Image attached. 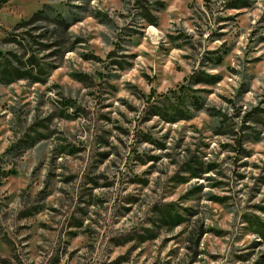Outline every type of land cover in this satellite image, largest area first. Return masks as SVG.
<instances>
[{
  "label": "rangeland",
  "instance_id": "obj_1",
  "mask_svg": "<svg viewBox=\"0 0 264 264\" xmlns=\"http://www.w3.org/2000/svg\"><path fill=\"white\" fill-rule=\"evenodd\" d=\"M2 59L0 264H264V0H0Z\"/></svg>",
  "mask_w": 264,
  "mask_h": 264
},
{
  "label": "trees",
  "instance_id": "obj_2",
  "mask_svg": "<svg viewBox=\"0 0 264 264\" xmlns=\"http://www.w3.org/2000/svg\"><path fill=\"white\" fill-rule=\"evenodd\" d=\"M41 13L42 12L37 13L36 15H34V17L40 16ZM2 61L3 62L0 63V83L7 84L22 79H35L33 78L31 72H25L19 67H13L14 62L6 59H2ZM29 65L34 67L37 64L36 62L29 61ZM184 82H188L189 85H192L199 83L200 80L198 78V75L191 74L187 79H184ZM187 91H189V86L181 85L177 90L168 91L167 94L149 95L147 98V102L150 104L153 102L150 105L152 106V112L150 114L157 115L168 122H174L184 119L183 117H185L186 114L176 116L177 110H175L172 102H179L182 97H187ZM239 147H241L240 144ZM240 150L241 149L239 148L237 151L241 152L242 150Z\"/></svg>",
  "mask_w": 264,
  "mask_h": 264
}]
</instances>
